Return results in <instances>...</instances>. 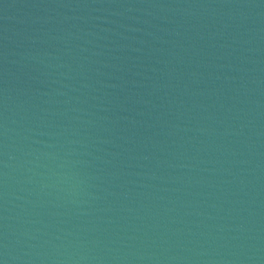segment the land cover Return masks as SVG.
<instances>
[{
  "label": "water",
  "instance_id": "1",
  "mask_svg": "<svg viewBox=\"0 0 264 264\" xmlns=\"http://www.w3.org/2000/svg\"><path fill=\"white\" fill-rule=\"evenodd\" d=\"M0 264H264V0H0Z\"/></svg>",
  "mask_w": 264,
  "mask_h": 264
}]
</instances>
